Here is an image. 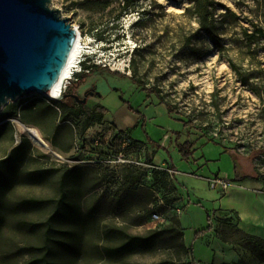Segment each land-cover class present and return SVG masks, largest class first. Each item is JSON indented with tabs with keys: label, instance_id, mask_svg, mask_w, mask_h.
I'll return each instance as SVG.
<instances>
[{
	"label": "rangeland",
	"instance_id": "374dc122",
	"mask_svg": "<svg viewBox=\"0 0 264 264\" xmlns=\"http://www.w3.org/2000/svg\"><path fill=\"white\" fill-rule=\"evenodd\" d=\"M209 2L221 50L200 30L190 0H51L81 37V58L102 70L77 96L94 89L97 96L85 107L101 105L106 116L100 124L83 116L63 122V101L36 95L1 111L0 161L21 144L22 150L14 166H0V264H189L179 233L162 236L146 253L110 258L105 251L120 243L122 232L145 237L158 230L155 213L179 221L180 193L187 198L189 192L193 203L200 197L211 210L222 205L249 215L255 209L264 217V0ZM22 126L35 129L46 147L35 145ZM166 132L171 139L163 149ZM120 133L148 147L151 168L105 163ZM186 142L193 143L188 161L178 152ZM224 148L240 156L245 175L260 179L236 181L238 160ZM187 173L200 180L185 186ZM214 177L230 181L229 189L208 188ZM63 212L65 218L52 220ZM209 218L220 242L234 246L243 239L235 214L216 211ZM244 250L239 264H264V251Z\"/></svg>",
	"mask_w": 264,
	"mask_h": 264
},
{
	"label": "water",
	"instance_id": "95a60500",
	"mask_svg": "<svg viewBox=\"0 0 264 264\" xmlns=\"http://www.w3.org/2000/svg\"><path fill=\"white\" fill-rule=\"evenodd\" d=\"M75 40L71 18L63 17L51 0H0V113L33 95L50 97ZM93 96L64 93L50 99L59 103L72 98L84 105Z\"/></svg>",
	"mask_w": 264,
	"mask_h": 264
},
{
	"label": "trees",
	"instance_id": "16d2710c",
	"mask_svg": "<svg viewBox=\"0 0 264 264\" xmlns=\"http://www.w3.org/2000/svg\"><path fill=\"white\" fill-rule=\"evenodd\" d=\"M192 3H194L195 5V14L199 20V26H200V30L203 31L208 38L210 39V41L213 43V45L215 47H217L218 49H222L220 43L218 42V37L214 32V28H213V23H212V16H211V12L210 9L213 7V3L209 2L210 0H206L207 2L204 4H200L197 2V0H190ZM82 69L83 70H88V73H83V74H77L75 76V82H73L71 85H73L75 88L78 87L79 85L85 83L86 79L88 77H90L93 73L97 72V71H102L101 68L97 67V66H88L85 63L82 64ZM138 87L141 88L142 91H145L147 93V95H149V93H154L156 94V91L153 89H147L142 83L140 82H136L134 81ZM68 86L67 90L71 87ZM97 96V94H96ZM162 102V101H161ZM65 104V107L68 108L67 112L63 113L61 115V120L63 122L67 121L68 117L73 116V117H79V116H83L85 121L87 123L91 122L93 124H100L103 119L106 116V109L104 107H102L101 105H94L91 108H86L85 105L76 103V102H72L70 100H65V102H63ZM71 103V105H70ZM66 105H70L66 106ZM168 107V110L170 112H176V109L173 108L171 105L166 104ZM11 107V104H8L6 106V109ZM177 113V112H176ZM12 115H14L13 112H9L8 117H11ZM185 124H189V122H185ZM129 140L133 143V144H139L137 141L132 140L129 137ZM22 145V144H21ZM19 145L17 146L15 149L12 150L11 154L0 161V166H3L4 164H7L9 162H11V164H13V166L17 163L18 161V154L19 152L22 150V146ZM140 145V144H139ZM193 147V143H189L186 142L180 146H178V152L182 155V159L188 161V155L190 154V149ZM225 153L230 152L232 153L236 158H237V164L235 167V180L236 181H242L245 178H250L253 180H259L260 178L257 176H250L248 173V175H245L243 172L244 168L242 167L241 164V158L240 156L235 152V150L230 149V148H224ZM13 162V163H12ZM12 166V167H13ZM172 167V166H170ZM132 169H135L133 167H129ZM12 169V168H11ZM10 169V170H11ZM74 169H70L69 170V174L70 173H74ZM247 172V171H246ZM71 177H69L70 179ZM9 178L8 177H4V182L8 181ZM63 182H65V180H68V178L65 176V178L62 179ZM70 208V206H68ZM68 208V210H70ZM61 213V215H59V213H55L53 215L52 220H54L55 218L57 219H62L65 218L68 213L66 212ZM181 234L182 235V241H181V249L183 252V255L187 254V249L184 246L183 243V229L181 228L180 230V223L178 220H175L174 223L171 222V225L166 227V228H159L158 230L148 234L145 237H141V236H130L127 235L125 233H121V237H120V243L115 246V247H108L105 249L106 254L108 257L110 258H122V257H126L132 254H138V253H146L149 252L153 249H155L158 241L160 240V238L164 235H170L171 237H175L176 234ZM235 245H237L240 248L243 249H249L250 252H255V253H261L264 251V240H261L257 237L254 236H250V235H246L243 234V239L238 241L237 243H235Z\"/></svg>",
	"mask_w": 264,
	"mask_h": 264
},
{
	"label": "crops",
	"instance_id": "0c3cea01",
	"mask_svg": "<svg viewBox=\"0 0 264 264\" xmlns=\"http://www.w3.org/2000/svg\"><path fill=\"white\" fill-rule=\"evenodd\" d=\"M170 139H171L170 133L166 132L162 136L159 146L164 149L166 147V143ZM138 143L141 146H143V148L145 149L148 148L141 142ZM170 166L173 165L170 164ZM177 174L178 173L176 171V175L174 177V179L176 178V180L178 176ZM198 179L199 178H197L196 175L187 173L184 175L183 184H185V186H192L194 185V183H197L196 181H198ZM205 184L209 188V184L207 181L205 182ZM192 192L194 193V191ZM180 195H181L180 199L177 202H175V207L177 210H180L179 221L181 228L182 226H184L182 223L183 221H186L188 223L187 226H189L190 228V232L188 234L184 233V229L182 228L183 243L185 248L187 249V252H189V257L187 260L189 264H191L190 254H194L195 257L197 253L200 258V261L198 262L203 261L202 264H239L242 261L243 250H244L243 248L237 247L236 245L233 246L231 244L222 243L217 238L214 237V229L212 227V224L210 223L209 217L212 214H214V212L216 211L229 212L231 214H235L239 220V229L241 230L242 233L264 240V217H260L255 212V209L254 211H251L252 213H249V215H247L245 211L237 207H222V205H220L221 209L211 210V208L207 207L206 201L205 202L203 200L199 201L200 197L197 198L193 197L196 200H198L196 203H193L192 199L190 198L189 192H187L186 194L187 198L184 197L182 193H180ZM202 214L205 217H207L209 221L208 224L203 223L202 220L200 221L199 218L201 217ZM206 228H210L209 233L204 234L203 232H200Z\"/></svg>",
	"mask_w": 264,
	"mask_h": 264
},
{
	"label": "built area",
	"instance_id": "2783aa9c",
	"mask_svg": "<svg viewBox=\"0 0 264 264\" xmlns=\"http://www.w3.org/2000/svg\"><path fill=\"white\" fill-rule=\"evenodd\" d=\"M83 63H85L88 66L90 65V61L88 60V58L86 57L80 58L76 72H74V74L72 75L69 83L66 85L63 92L59 93L58 96L60 94H64L68 86H70L72 82L76 81L75 76L77 74L88 73V70L82 69L81 66ZM47 98L51 100L50 97H47ZM53 108L59 111L57 107L53 106ZM144 153L145 152H144L143 146L139 144H133L129 140V137L126 134L120 133L117 136H115L114 149L108 154L105 160V163L114 164L116 166H123V167H133V168H140V169L148 168L149 169L151 167L146 165L145 159H144L145 157ZM172 173L176 175L175 170H173L171 174ZM208 184L211 190L219 192V193L226 192L230 187V181L219 178V177H214V178L209 179ZM179 213H180V210H176V214H179ZM152 218H153V221L157 222L160 225V228H166L171 225L170 220L163 218L159 214H156V213L153 214ZM191 261H192V264H198L194 260V258H192V255H191Z\"/></svg>",
	"mask_w": 264,
	"mask_h": 264
},
{
	"label": "bare ground",
	"instance_id": "6f19581e",
	"mask_svg": "<svg viewBox=\"0 0 264 264\" xmlns=\"http://www.w3.org/2000/svg\"><path fill=\"white\" fill-rule=\"evenodd\" d=\"M80 36H76L75 44L73 46V50L71 52V55L69 57V60L67 62V65L65 67L64 73L57 85V87L54 89L53 93L50 95L51 98H55L58 96L59 93H62L65 89L66 85L69 83L72 75L74 72H76L78 68V64L81 58L82 53L86 50V47L82 45ZM87 53V52H86ZM26 131L30 138V140L37 146H44L46 147V144L39 136V133L35 129L31 128H25L22 126Z\"/></svg>",
	"mask_w": 264,
	"mask_h": 264
},
{
	"label": "flooded vegetation",
	"instance_id": "af4514ba",
	"mask_svg": "<svg viewBox=\"0 0 264 264\" xmlns=\"http://www.w3.org/2000/svg\"><path fill=\"white\" fill-rule=\"evenodd\" d=\"M82 85V84H81ZM81 85H79L78 87H74L73 85H71V87L67 90V92L65 93V94H67V95H73V94H75V95H77V90L81 87ZM89 92H93L94 93V96L93 97H95L96 96V92H95V90L94 89H85L84 90V92H83V96H84V94L85 93H89ZM89 98H92V97H89ZM88 98V99H89ZM81 99V98H80ZM87 99V100H88ZM65 100H70V101H72V102H75V100L74 99H72V98H67V99H65ZM65 100H63V102H65ZM83 105V104H82ZM85 105V104H84Z\"/></svg>",
	"mask_w": 264,
	"mask_h": 264
}]
</instances>
